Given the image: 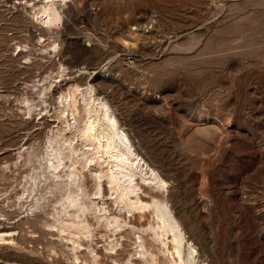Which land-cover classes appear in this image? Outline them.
<instances>
[{"label":"rangeland","instance_id":"rangeland-1","mask_svg":"<svg viewBox=\"0 0 264 264\" xmlns=\"http://www.w3.org/2000/svg\"><path fill=\"white\" fill-rule=\"evenodd\" d=\"M45 1L0 0V264H178L157 208L185 264H264V0Z\"/></svg>","mask_w":264,"mask_h":264},{"label":"bare ground","instance_id":"bare-ground-1","mask_svg":"<svg viewBox=\"0 0 264 264\" xmlns=\"http://www.w3.org/2000/svg\"><path fill=\"white\" fill-rule=\"evenodd\" d=\"M56 0H46V3H50V6L47 9H44L42 11V14L45 16L46 22H56L59 20V14L58 10L54 8V2ZM61 3H65L66 0H59ZM101 119L104 122V127L109 130L111 133L106 134L105 136H102L101 138L103 141H99V147H101L103 150V153L105 156H109V158H113L114 162L117 163L119 174H123L124 171H126L125 166H133V163L129 162V156L131 153L129 151L124 152L123 144L127 143L128 140L126 136L121 133L120 135L117 134V122L114 118L109 114V110L102 106L101 109ZM95 120H89L85 124V131L83 133V136L85 138L92 137V132L94 131ZM106 130L103 129V132ZM123 140L124 142H122ZM104 144V145H102ZM126 145V144H125ZM146 167V166H145ZM149 170V169H148ZM152 172V171H150ZM104 178L106 179L107 185L109 186V190L117 195L118 197V204L120 206V209L125 211L126 213H133L135 211H138V213H143L147 208L148 204L142 203L141 197L135 196L134 200L131 201L127 194L124 193L121 188L119 187L117 183V178L115 177V174L112 172L107 171L104 174ZM162 190H165V185H163ZM158 195V194H157ZM129 203V204H128ZM131 204V205H130ZM157 215L158 219L161 221V224L163 227H167L168 231L172 236V242L174 244V254L177 257V260L179 261L178 264H185L184 260L182 261L181 258V247L183 244V237L181 232L177 229V227L171 223H168V215L166 214V211H162V208H157ZM159 236L164 237L165 232H160Z\"/></svg>","mask_w":264,"mask_h":264}]
</instances>
